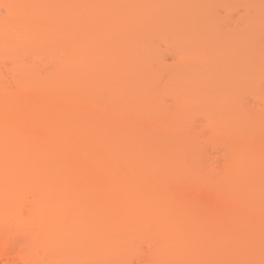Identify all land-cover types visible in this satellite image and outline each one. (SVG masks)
<instances>
[{"label": "rangeland", "instance_id": "obj_1", "mask_svg": "<svg viewBox=\"0 0 264 264\" xmlns=\"http://www.w3.org/2000/svg\"><path fill=\"white\" fill-rule=\"evenodd\" d=\"M18 1H20V0H18ZM36 1H40V0H23L24 4L26 2H30L33 4ZM54 1H56L55 3H57V4L59 3V2H57V0H53L52 3H54ZM58 1H61L62 3L60 2L58 5L56 4L57 6H55V7L53 6L54 11H56L55 9H59L62 4L65 5L66 8L69 7V5H68L69 0H66V1L58 0ZM85 1L87 2L89 0H84V3H86ZM92 1H95L94 2L95 4L97 3L98 8H100L101 3L104 4V2H105V0H92ZM127 1L128 2L123 3V4H122V2L117 3V7L119 9L133 10L135 8L133 5L136 4V0H127ZM149 1L150 2H145V4H147V6H149V7L144 8V9H143V7H141L142 10H141V8H140V10L138 8H135L138 10H133V11H130L131 13L126 14L128 19L130 20V22H129L130 30L127 33L126 39L117 43L118 48L116 49V52H118V55H117V53H115V54L117 55L116 57H118L119 54L121 57L119 56L120 57V58H118L119 60L117 58L115 59V62H113L115 65L113 64L112 68L108 67V65H107L106 67H104V66L95 67V69H91V68H89V66H87L86 69L84 70L85 72H83L84 75L82 74V71L77 72L75 74L77 77H75V75H73L71 77L72 81L75 80V85H73V86H77V87H74L76 90L69 83L68 86L70 87V89H69L70 93H68L69 92L68 91L67 94H69L71 97L70 96H68V97H70L74 101L79 100V99L83 100L86 96H88L85 98V100L88 99L87 101H89V99H90L91 102L95 103L94 105H96L95 106L96 111L95 110L91 111L92 113L94 112L95 115H96V113H97V115H99L100 111H103V110H106V113L109 110L110 111H112V110L118 111L117 108H113V106H115L114 104L116 103L115 99H117V103H116V105L118 104L117 107L120 110L123 109L122 113H126L127 112L126 110H128L129 114L130 115L132 114L131 117L134 114V117L136 116L135 117L136 122H135V119L133 117L131 119H132V121H134V123L132 121H130V123H131V125L133 123L134 127H136L137 129H141V131L136 130L139 133H137V134L134 133L135 136L134 135L131 136V132H132L131 128H133V127L129 126L130 125L128 122L129 120H127V121L126 120L116 121V122L108 121L111 123V127L113 126V127H115V129L116 128L120 129V130H117V132L118 131H120V132L118 133V135L116 134V136L119 137V135H122V136L124 135V140L122 141L121 145L124 144V141L129 143L130 140L127 141L128 138L125 137V135L128 136L127 133L130 134L129 135L130 139H132V137H136V138L139 137L140 138L143 135H145V136H143L141 138L145 137V139L146 138L148 139L147 134L149 132H151L150 134H148L151 137V138L149 137L150 139H153V137L156 135L157 137H154L155 141L151 140L149 142V140H150L149 139V140H147V143H143V144L139 143V145L137 144L138 141L135 142V144H136L135 149L136 150L132 149L133 153H131V151H130L131 156L136 151L137 155L139 153L142 154V156H146L147 154H149L148 156H146V157H149L151 154H153V150H156V147H158L157 148V157L159 156V158H157L156 156H155V158L159 163L158 164L156 163V165L152 163L149 168H152V166H153V169H149V171L153 170L154 172H156V174H159L160 176H168L169 178H171L173 176L174 179L171 178L170 180L173 183H176V184L178 183V186L180 185L179 188H181L182 190H184L186 192L194 193V195H197L199 197L198 202L200 201L199 202L200 208L207 205L206 207H207V209H209V207L211 205L210 203H212V200H214V197L216 198V195H217L219 200H220V203H221V207H220L221 208V210H220L221 214L219 215V213H218L219 211L218 210L216 211L217 212L216 214L219 215L220 217H218V219H216V222L213 221L214 224H211L213 226V228L210 227V225H207L209 227L210 232H212L213 237L209 236L211 233L209 235H207L208 233L205 232V230L207 229L206 227H204V226H206V225H204L206 223L205 222L203 224L204 230H202V234L204 231L206 233V235H204L205 234L204 233L203 235L202 234L199 235L200 237L197 236V238H199V240L197 238H194L195 240L184 242L182 249L179 252L180 253L179 255H176V256L168 255L167 257H152V253H153L152 249L154 246H152L148 241L147 242L149 244H147L146 240L144 239V240H141L140 242L137 241L138 243H135V246L133 247V249L131 248L130 251L128 249L123 250L117 257L102 258L105 255L104 252H106L107 248H109L108 244H110L112 242L113 237H110L109 235H106V236L102 235L101 236V232H96V231L94 232L92 230L93 233H91L90 229H87V230L85 229V231H83V234L80 235V237L82 236L80 238V239H82V240H80V242L82 243V249L86 250L88 252V254L93 255L94 258L96 257L95 258L96 260L95 259L92 260L93 257H91V258L90 257H87V258L86 257H84V258L79 257L78 260L77 259L75 260L78 262H75V261L72 262L71 256H69V254H67L68 252L71 251L68 249V248H70V245H71L70 241H68L69 236L66 235L67 233H69V232H66V230L68 228L62 227V226H64L63 224L66 223L65 221L67 219L64 220V223H62V221H60L57 218L56 213L58 212L57 210H59L60 207L58 205H55L54 200L55 199L57 200L58 197L56 198V196L55 197L52 196L54 194L58 195V196H60V194H61V196H63L61 189H56L52 186L56 190L55 191L54 189H52L50 187L51 181L48 183L47 180L46 181L43 180V181L39 182L38 180H34V179L31 180L30 179L26 183L27 179L25 180L24 177L23 178L18 177L21 174L20 172H19L20 174L14 173L11 175V173H13V172L10 173V171H5L6 173L1 172L4 174L0 173V189H1L0 192L2 190L3 191L6 190V193L7 194L9 193L8 195L14 194L18 200L20 198V200H19L20 203H17L18 201L15 199V197H13L12 200H10L11 198L9 199L10 200L9 203H8V199L6 198L7 203H8L7 204L6 200H5V196L2 193L3 195L0 194L1 195L0 198L2 196H4V197L1 198L2 200L0 199V211L6 212V210L8 209V211H12V213L16 214L18 211L17 209H20V208H18L19 204H20L19 207H22V208H21V210H19L21 212L18 211L19 213L16 214L17 216L19 215L17 217V219H14L15 217L14 218L10 217L9 214H8V216H5L6 218H8V220L10 219L12 221V222H9V224L11 223L10 225L4 226L1 223L3 225V227H5L6 229L8 228L7 233H4V234L8 236L9 240L12 239L14 243L13 242L11 243L12 240L8 241V238L3 234L4 237L3 238L1 237V239H0V256H1L0 257V264H21L22 261L25 263V260H26L25 264H35V262L38 264H47V263L48 264H51V263L56 264L59 261L60 262L57 264H62V263L63 264H73V263L74 264H264V209H263L264 208V104L261 101L262 99H264V0H154V1L149 0ZM43 2L50 4V0L49 1L44 0ZM73 2H76V1H72L70 3L71 4L70 7L72 6L73 9H74V7L76 8V7H78V5H80L82 3V2H79V4L77 5L78 2H76V4ZM89 2H87V3L89 4ZM20 4L21 3H19V5ZM145 4H143V5H145ZM84 5H86V4H84ZM139 6L140 5H138V7ZM155 6H156V9L158 10L156 12L157 13L156 16L153 13L154 11L152 10V8ZM20 8L22 9V8H24V6L20 5V7H18V9H20ZM69 8H67V11L70 10V12H68V13H73V12H71V10H73V9H69ZM83 9H84V7H82V5H80V7L77 8V10H79V11L81 10V11L78 13L74 12L72 15L70 14L71 19L69 18L68 19L69 21L67 20V22H64L62 20V18H59L61 16L58 17V15L56 13H59V11L58 12L56 11V13L53 12L54 16L53 15L52 16L54 17V20L52 21V17H51V19L49 20L50 21L49 23L50 24L53 23L54 25H49V26H51L49 28L52 29L51 32H49V33H50V35L52 33L53 36L55 34L60 35V37L63 36L62 38L64 41L61 42L62 43L61 46L65 47L64 49H66V47L71 46L70 42L73 41L72 38H74V37L76 39L75 40L76 42H77V40H79L80 44L85 43V46L90 48V49L88 48V51L90 52L89 57H90V59H92L93 54L98 52V50L100 48V44H101V43H99V45L97 46L98 48L94 52L93 48L95 46L93 44V41H91V39L93 38L92 36H95V33L102 30V28H104L103 25H105V26L107 25L110 28H112L113 24L117 23L116 20L117 19L119 20L120 18L112 16L108 19V21L104 19L105 20L104 22L101 21L102 17L100 18V16H98V18H94V19L91 18L92 20L90 19L91 20L90 23L87 22V24L89 23L88 24L89 26H87V31L85 32L87 34V36H85L83 34L84 38H82L83 40L81 41L79 39L81 36L80 33H78L79 36H76L74 33H76L78 30L80 31L82 26L86 25V24H84V22L86 21L85 19L87 16L85 13L82 12V11H84ZM118 11H120V10H118ZM2 12H4V11H2ZM83 15H85V16H83ZM105 18H107V17H105ZM111 19H112V21H111ZM56 21H58V22H56ZM113 21H115V22H113ZM81 24H82V26H81ZM90 24H92L91 25L92 28H91ZM26 25H23V27ZM78 25L81 26V28ZM88 28H91V29H88ZM75 30H77V31H75ZM58 31H60L59 32L60 34L58 33ZM67 31H71V32H67ZM64 34H66V35L64 36ZM88 34H90V35H88ZM69 35H71V36H69ZM66 36L70 37V38H67ZM60 37H58V38H60ZM100 37L104 38L106 41L105 42L103 39L104 47L107 46L106 44H108V48H109V43H111V42L108 40L111 39V38H109L110 36L108 37L107 35H103ZM89 40H90V42H89ZM67 41H69V42H67ZM76 42H74V43H76ZM88 42H89V44H88ZM58 43H60V42H58ZM77 44H79V43L77 42ZM90 44H92V45L90 46ZM110 46H111V44H110ZM82 47H83V49L87 48V47L84 48V46H82ZM40 48H41V46H40ZM47 48L45 47V50ZM43 49L44 48H42V50ZM35 50L40 51V49H38V48H36ZM45 50H43L44 53H45ZM85 50H87V49H85ZM100 51L101 50H99V52ZM106 51H105V53H106ZM42 53L40 54V52H39L38 54H40L42 56L40 58L41 59L40 62L43 63V60L45 58L43 56L44 54H42ZM101 53H103V51ZM126 53H128L126 55L128 57V59H129L128 55L132 56V57L130 56L129 61L127 59V62L124 59V54H126ZM184 55L188 56V58H190V56H191V59L189 60L187 57L184 59L183 58ZM192 57H194V58L192 59ZM94 58H95V56H94ZM90 59L87 58V64L89 63ZM99 59L101 61V56L99 57ZM132 59H133V61H132ZM3 60L6 61V65H5L4 61L0 62V88L3 89V91H4L3 93H6L5 95L7 96V94H9V92H10V94H12V92H15V91L17 92V86L13 85L14 83L12 82L13 78L15 81V77H14L15 74L13 76L11 75L12 70H11V62L9 63L10 60L9 61H8V59H3ZM117 61H118V63H117ZM1 63H3L4 66H2ZM42 63H40V64L36 63L34 65V73L36 76L38 75L39 81L45 80L46 77L50 78L49 72H52L54 70L52 64H44V63L42 64ZM124 63H125V65L127 64L126 68H125V65L123 66ZM95 64H100V63H95ZM45 65H47V66H45ZM119 65H121V67ZM114 70L117 74L114 72ZM106 71H107V74H106ZM87 72H90L91 74L89 73L90 75H87ZM92 72H94V73H92ZM101 72L103 74L108 75V76L101 74ZM48 73H49V75H48ZM113 74H114V76H113ZM39 75H41V76H39ZM80 75H82L83 78L80 77ZM85 75L87 77L88 76H90V77L87 78ZM109 76H111V78ZM77 79H79L78 81L80 82V84L77 81ZM81 79H83V80H81ZM81 82L82 83L84 82L83 83L84 85ZM76 83L79 85H76ZM59 84L60 83H57V86ZM55 85H54V89L56 90L57 87ZM80 85H82V86L80 87ZM101 85H102V88H101ZM3 93L1 94V92H0V95L4 96ZM32 93H33L32 91L29 93V96L33 95V97H31V98L29 97V100L31 101L33 98V100L31 101L32 102L31 104H33V106L36 107L38 110L41 107L40 113H43L46 110L47 111L51 110L49 108L48 109L45 108V110H44L43 107L46 105V103L44 102V105H43V103L39 102L40 103L39 104L38 101L34 100L35 94H32ZM117 95H118V97H117ZM177 95H180V96H177ZM90 96H92V97L90 98ZM112 96H114L116 98H113ZM184 96H185V99H184ZM211 98H213V99H211ZM179 99H182V100H179ZM210 99H211V101H210ZM216 100H218V101H216ZM200 103L203 106L200 105ZM232 103H233V105H232ZM112 104H113V106H111ZM181 105H182V107H181ZM198 105H199V107L200 106L201 107L199 108ZM223 105H226V106H223ZM46 106H48V105H46ZM11 107H12V105H8V104L5 106L6 109L7 108L11 109ZM49 107H50V105H49ZM152 107L154 108L155 111L151 110ZM53 108H57V107H53ZM63 108L64 109H62L61 107L58 108V109H60V110H58V109L56 110L58 112L53 110L52 115L57 114L59 116V114H61L62 117H64L65 112H66L67 115L65 116L66 118L65 117L64 118L67 119V116L69 117L68 114H71L70 108L67 107L66 108L67 110L65 109V107H63ZM189 108H190V110H189ZM205 108H206V110H205ZM137 109L140 111H138ZM149 109L151 110V111H149V116H150V113H151V115H154V114H156V115L158 114V115L148 117V110ZM192 109H193V112L191 111ZM211 109H212V111H211ZM63 110H64V112H61ZM132 111H134V112H132ZM217 111H219V112L221 111L220 112L221 114H219V112H217ZM223 111H224V113H223ZM228 111H229V114H228ZM91 112H90V114H91ZM119 112H121V111H119ZM137 112L140 113V114H138V115H140V117L137 116ZM141 112L144 113V118L142 117L143 113L141 114ZM212 112H215V113H212ZM94 113H93V115H94ZM145 113L147 115H145ZM225 113H227V114H225ZM63 114H64V116H63ZM72 114H74V113H72ZM129 114H128V116H130ZM218 114L220 115V117ZM71 115H70V117H71ZM93 115H89V117L91 118V116H93ZM97 115H96V117H98ZM225 115H226V117H225ZM72 116H74V118H75V115H72ZM214 116H215V118H214ZM228 116H229V118H228ZM49 117H50V113H49ZM55 117H57V116L55 115ZM53 118H52V121L55 122L56 118L54 119L55 121L53 120ZM90 118H89V120H90ZM220 118H221V120H220ZM41 119H42V121L39 120L38 123H40V124H38V125L41 127H43V126L45 127V125L47 124L46 123L47 121L44 124V120H43L44 118H41ZM58 119L54 123V125L56 124L57 126L61 127L62 126L61 124H57ZM60 119H61V117H60ZM65 119H63L64 122H65ZM75 119H77V118H75ZM93 119H92V121H93ZM141 119H143V122ZM52 121L50 122L51 125L53 124ZM60 121H62V119ZM160 121H162L163 123L162 122L160 123ZM209 121H210V123H208ZM64 122H60V123H64ZM74 122H75V120H74ZM105 122H106V120H105ZM144 122L150 124L149 128H148V124L146 125V123H145V125H144ZM204 122H206V123H204ZM211 122L213 125L210 127L209 125H211ZM238 122H239V124H238ZM241 122L244 125H242ZM67 123L65 122L66 125H67ZM92 123L88 124L89 127H85V128H87L88 132H86V130H81V132L87 133V134L85 133V135H87V137L89 136V138H87V139H90V137L92 136L91 139L92 138L93 139L92 140L90 139L88 141H90V143L93 146L98 141L96 143V145L99 146L100 150L101 149H103L105 151L107 150V152H109L108 150H110V152L114 151L115 147L112 146L111 147L112 150H111L107 146L109 144L106 145L108 147V148H106L105 142L108 140H106L105 142H101L102 145L98 144V143H100L102 138H104V137H101V135L108 136L107 134L110 131L109 130L108 131L103 130V128H105V127H103L101 124L100 125L97 124L98 127L102 126L101 129L97 128V129H95V131H93L92 127H95V126H92L93 125ZM118 123H122L125 125L128 124L127 126H129V128L128 127L124 128L123 126H125V125H120ZM136 123L139 125L140 128H138V126H136L137 125ZM229 123H230V127L228 126ZM142 124H143V127H141ZM204 124H206V125L208 124L207 126H209V127L208 128H207V126L205 127ZM54 125H52V126H54ZM118 125L120 126V128L118 127ZM160 125L162 127L164 125H167L168 128L166 126H164V128L162 129ZM57 126L54 128L53 127H51V128L53 130H55L56 128L58 129ZM73 126L74 125H72V127H68V128H73ZM105 126H107V123L105 124ZM158 126H160L159 129H156ZM216 126H218V127L220 126V127L216 128ZM239 127H240V129H239ZM63 128H64V126H62V129L61 128L60 129L63 130ZM78 128H79V126H78ZM85 128H83V129H85ZM121 128H122V130H121ZM142 128H144V129L142 130ZM146 128H148L147 130H150L153 128V129H156V131L158 130V132L151 130L147 133ZM212 128H213L214 132L216 129H218V131L220 133H216V135H215V133L213 131H211ZM214 128H216V129H214ZM231 128H232V130H230ZM236 128H237V130H236ZM166 129L167 130L170 129L169 131L171 133L168 131V133H170L169 138L164 137V135H166L167 132L164 133L163 131ZM207 129H209V131L211 133H209V131H207ZM220 129H221V131H220ZM66 130H68V129H66ZM78 130H80V128ZM161 130H163L162 136H160V138H158L159 135L161 134L160 133ZM239 130L242 133L239 134ZM136 131L134 130V132H136ZM176 131H177V133L178 132L179 133L178 134L176 133V135L175 134L171 135L172 133H174ZM237 131H238V134L236 133ZM95 132H97L99 135L94 134ZM103 132H105V133H103ZM106 132H107V134H106ZM144 132L146 134H144ZM154 133H156V134H154ZM163 133H164V135H163ZM223 133H226L228 136L226 134H223ZM78 134L79 133L76 134V138H74V140L69 144L70 148H72L75 145V143H77L78 141H79L78 143H80L82 141V139H83V137L81 136L82 134L81 135L80 134L78 135ZM217 134H218V136H217ZM241 134H242V136H241ZM77 135L79 136L78 138H77ZM85 135H83V136H85ZM151 135H153V137ZM219 135H220V139H221V137H223V139L219 140L218 139ZM109 136L111 137L112 135L109 134ZM214 136L218 137V138H215ZM112 137L109 139L110 140L113 139L112 141H114V138H112ZM228 137L231 139L227 140ZM241 137L243 139H241ZM80 138H81V140H80ZM161 138H163V139L165 138L164 142L162 141ZM75 139H79V140H75ZM145 139H144V142H146ZM156 139L159 141H162L163 143L161 145L159 143V145H160L159 146L157 143L159 141H157ZM116 140H117L116 141V143H117L118 138ZM141 140H143V139H141ZM166 140H167V142H165ZM92 141H93V143H92ZM134 141H136V139H134ZM243 141H245V143ZM126 142L124 145L127 144ZM103 143H104V145H103ZM108 143H110V142H108ZM119 143H120V141H119ZM237 143H241V144L238 145ZM242 143L244 145H246L247 147L245 148ZM96 145L94 146V148L98 149V146H96ZM117 145H118V143H117ZM93 146H92V148H93ZM103 146H104V148H102ZM232 146H234V147H232ZM239 146L241 147V149H243V148L247 149L248 148L249 150H247V151L251 150L250 151L251 153L249 152L250 154H248V157H247V159H249L248 162L250 164H247L245 166L246 169L244 167V168L235 170L234 171L235 173L228 172L226 174V172H227L226 171V165H227L226 162L228 161L229 156L227 158H225V157L228 155L227 153H229V155L231 153H233V149H234V153H236L237 150H238V152H240ZM117 147H119V146H117ZM241 151H243V150H241ZM159 153L161 155H159ZM134 156H136V155H134ZM138 156H141V155H138ZM138 156L131 158V160L136 159V161H135V163H136L139 160L138 158H140ZM164 157H166V159ZM155 158H153V161ZM169 158L173 159V161H169V162H171L173 164L172 168L174 170L169 169V168H171L172 164H169V165H171L170 167L166 163L164 165L169 167L168 169H169L170 173L175 171L171 174L168 172L167 167L162 165V162L160 163L161 159L163 161L164 159L167 160ZM134 160H133V163H134ZM157 161H155V162H157ZM154 167H155V169L156 168L157 169L154 170ZM189 173H193V176L195 174L196 177L193 178L195 183L191 179V174H189ZM237 173H239V174H237ZM186 175H188L190 177H188V176L186 177ZM237 176H238V178H237ZM224 178L226 179V181ZM19 179L20 180L22 179L24 181L22 182V180H21V182H20ZM24 182L26 185H23ZM39 184L42 185L41 186L42 190L45 191L48 189L50 192H52L50 196H52L55 199H52V197L50 198L49 195L47 196V193L45 191L48 199H50L54 203L51 205H53V206L55 205L58 207V208L55 207L56 208L55 211H57V212H53L55 214L52 213L54 218H56V220L53 217L49 216L50 220L54 221V223L50 220H48V221L44 220V223L50 225V227L52 224V228L55 225L58 226V228H60V229L55 235H57V234H63L64 235V238H62V240L64 241L63 243H61L62 242L61 239L60 240H58L59 238L55 239L54 235H53V239L51 238L52 241L54 243H56L54 245L58 246V249L56 246H54L56 248H54L52 246V249L54 250V252L48 248H47V250L44 248L45 252L47 254H49L50 260L48 259L49 256H47L46 253H42V252H44L43 251L44 249L41 250L43 244L44 245L48 244L47 243L48 238H46L44 236V239H45L44 240L41 237L43 232L39 231V234L41 233V236H40L41 238H40L39 235H37L38 229H37V231H35V228L40 226V225L35 223V225L30 224V226H28L29 225L28 223H30V222L26 218L28 216V214L34 213V212L33 213L31 212V211H33V209H31L32 207L30 206L31 204L29 205V201H31V203L33 201H36L37 203H39L38 198L35 197V194L37 193L35 190L38 188V190L41 191L40 188L38 187ZM19 185H20V187H19ZM181 185H183V186H181ZM31 189H34V191L30 192ZM208 190H209V192H208ZM230 191H231V193H230ZM33 192H36V193H33ZM53 192H55V193H53ZM222 192H223V194H222ZM232 192H234V193H232ZM196 193H198V194H196ZM228 193L230 195H228ZM175 194H174V196L178 195L177 193H175ZM199 194H201V195H199ZM206 194L209 196H207ZM248 195H250V196H248ZM42 196L46 197L44 195H42ZM10 197H12V196H10ZM40 197H41V195H40ZM221 197H223V198H221ZM228 197H231V198H228ZM223 199H224V201H223ZM41 201H40V203H41ZM59 201L60 200H57V204ZM44 202L46 204V203H48V200H46L44 198ZM61 202H63V200ZM226 202H227V207L228 206L229 207L234 206V208L230 207L231 209L233 208V211H234V209L237 210V212L242 210L243 211L242 215H240V217H237V218L233 217L234 221L231 218H229L234 214V212H232V210L229 208H227L228 210H226V206H225ZM42 203H43V201H42ZM224 203H225V205H224ZM253 203H254V206H253ZM5 204L8 207H6ZM15 204H17V209H16V207H15V209L11 208L12 206H15ZM60 204L61 203L59 202V205ZM200 204H202V205H200ZM51 205H49V203H48V207L52 208ZM32 206L35 207V205H32ZM35 208H37V207H35ZM35 208H34V210H35ZM247 208H249V209H247ZM29 209H31V211ZM42 210H44V209H42ZM225 210L229 211V212H226ZM244 211L246 214L244 213ZM246 211H248L249 213ZM210 212H209L210 214H208V216H207L208 218L210 217L209 215L212 216L214 213L213 210L212 211L210 210ZM254 212H256V213H254ZM179 213L180 214H177V216H180L182 214V212H179ZM229 213H230V215L231 214L232 215L230 216ZM39 214H41V213H39ZM42 214L45 215L43 212H42ZM59 214H60V212H59ZM236 214H239V213H236ZM20 215H21V217H20ZM55 215H56V217H55ZM60 215H63V214H60ZM221 215H223V216H221ZM65 216L67 217V214ZM65 216L63 215V217H65ZM246 216H248L249 218ZM60 217L62 218V216H60ZM214 217L217 218V216H215V215H214ZM34 218H36V216ZM25 219L28 221V223H26L27 221ZM57 219H58V221H57ZM212 219H215V218H213V216H212ZM210 221L211 220H209L206 224H210L211 223ZM227 221L230 224H228ZM231 221L235 222L234 223L235 225L232 224L233 222H231ZM33 222H36V221H33ZM3 223H4V221H3ZM17 223H18V226H15ZM21 223H22V225H21ZM24 223H26V226L24 225ZM39 224H42L41 219H40ZM215 224L217 225V227H219V228L221 227V229H219L215 226L218 229V231L219 230H221V231L218 232L217 230H213V229H216L214 227ZM218 224H220L221 226ZM225 225H227L226 226L227 229L225 228ZM228 225H230V226L234 225V226L230 228V227H228ZM189 227H191V226L189 225ZM17 228H18V230H17ZM26 228H28V229H26ZM31 228H33V229H31ZM52 228H49L48 229L49 234L47 233L50 237H52V233H51L52 230H53V232L55 231L54 228L53 229ZM61 228H66V229L62 230ZM39 229L41 230V227ZM20 230L23 232L21 233ZM29 230L35 231L37 237H35L33 235V234H35V232L33 234L31 233L32 234V236H31ZM50 230H51V232H49ZM189 230H188V232L190 233L191 230L190 231ZM209 230H206V231L209 232ZM223 230H226L227 232L226 231L224 232ZM0 231L1 232L3 231L2 228ZM8 231H9V233H8ZM28 231H29V233L27 234ZM193 231H195V229ZM214 231H217L216 234ZM18 233L24 238L22 239ZM80 233L81 232H79V234ZM198 233H199V231H198ZM47 234H46V236H47ZM12 235L14 236V238H12ZM33 237H34V240H33ZM57 237H58V235H57ZM29 238L31 240H29ZM210 238H211V240H210ZM212 238H214L215 240H212ZM3 239H7V240H4L5 241L4 242ZM15 239H16V241H15ZM40 239H42L44 241V242L42 241L43 244H42V246H40L41 251L38 249L39 248L38 245H40V243H41ZM49 239H48V241H49ZM196 239H197V241H196ZM25 240H26V243H25ZM221 240H223V241H221ZM35 241H37V242L35 243ZM38 241H40V243H38ZM45 241H46V243H45ZM59 241H61L60 242L61 244H64L65 242H67L68 245L66 244L65 246L64 245L59 246L60 245V244H58ZM28 242L30 245L32 244L31 246H29L30 251L28 252L31 255L26 254L27 253L26 250L28 248V247L26 248V246H27ZM4 243H6L7 245H5ZM17 243L21 244L23 246H20V245L17 246ZM10 246H12V247H10ZM22 247H23V249H22ZM50 247H51V245H50ZM61 247H63V248H61ZM66 247H68V248H66ZM25 248H26V250H25ZM59 248H60V250L64 249V251H61L64 253H59L60 252ZM37 249H38V251H37ZM9 250H11V253H9ZM34 250H36V253L34 252ZM56 250L59 252H57ZM66 250L68 252H65ZM21 252L22 253L24 252L25 254H22ZM15 253H16V255H15ZM42 254H44L43 257H42ZM56 254H59V256L63 255V257L60 258ZM34 255L38 256L39 258L34 257ZM180 255H182V256L179 257ZM11 256H14V258ZM52 257L54 259H52ZM18 258H19V260H18ZM23 258H24V260H23ZM34 258H37L36 260L38 262L36 260H34ZM65 258H67L68 261ZM89 258H90V260L87 261V259H89ZM155 259H156V261H155Z\"/></svg>", "mask_w": 264, "mask_h": 264}, {"label": "bare ground", "instance_id": "obj_2", "mask_svg": "<svg viewBox=\"0 0 264 264\" xmlns=\"http://www.w3.org/2000/svg\"><path fill=\"white\" fill-rule=\"evenodd\" d=\"M20 1H18V0H0V62L4 61L3 59H8V61L10 60L9 63L11 62V70H12L11 71L12 73L11 72L10 73L12 76L15 74L14 75L15 81L13 78L12 82L14 83L13 85L17 86V92L16 91L12 92V94H10V92H9V94H7V96L5 95L6 93H3L4 92L3 89L0 88L1 94L2 93L4 94V96L0 95V173L1 172L6 173L5 171H10V173L13 172V173H11V175H12L14 173L17 174L20 172L21 174L19 173L20 176H18V177H21V178L24 177L25 180L27 179L26 183L30 179L31 180H33V179L38 180L39 182L43 181V180L44 181L47 180L48 183L51 181L50 187L52 189H54V188L61 189L63 196H61V194H60V196L55 195V194L52 195L53 197L56 196V198L57 197L59 198V199L57 198V200H60L59 201L61 203L60 205H59V202L57 204V200L55 198L50 196L52 192H50L48 189L47 190L49 192L47 190H45L47 193V196L49 195L50 198L52 197V199H55L54 200L55 205H58L60 207L59 210H57L58 212L55 211L56 208H58V207L55 205L54 206L51 205L54 203L50 199H48L45 191L41 189L42 185H40V184H39V186L38 185L37 186L40 188V190L42 192L39 191L38 188L35 190L37 193L33 192V193H36L35 197L38 198L39 203H37L36 201H33L34 203L32 202L33 203L32 204L31 201H29V205L31 204L30 206L32 207L31 209H33V211H31V209H29V210L32 213L33 212L34 213L28 214V216L26 218L29 220L30 223H28V221L25 219L27 221L26 223L29 224L28 226H30V224L35 225V223L40 225L38 227L39 228L41 227V230L38 227L35 228V231H37V229H38L37 235H39V237L41 236V233L39 234V231H40V232H43L42 236H41L43 239H44V236L48 239L50 238L49 241L47 239L48 244H45L46 246L43 244L44 241L42 239H40L41 243H40V241H38V243H40V245H38L39 246L38 249L40 250V248H41L40 246H42V244H43L41 250H43L44 248L47 250V248H48L54 252V250L52 249V246L53 247L56 246V245H54L56 243H54L52 241L53 235H54L55 239H58V238H59L58 240L61 239L62 242L61 241H59V243L57 242L58 244H60L59 246H62V245L65 246L67 244V242H65L64 244H61L64 242L62 240V238H64L63 234H57L58 237H57V235H55L60 229V228H58V226L55 225L53 227L55 230L53 232L52 224L50 227V225L44 223V220L48 221V220H50V217L54 218L53 214H55V213H53V212H57L56 213L57 218L60 221H62V223H64V220L67 219L65 221L66 223H64L63 224L64 226H62V227L68 228L66 230V232H69V233H67L66 235L69 236L68 241H70L71 245H70V248H68V247H66V248H68L71 251L68 252L66 250L65 252H68L67 254H69V256H71L72 262H74L76 259L78 260L79 257H83V258L84 257H86V258L87 257H90V258L93 257L92 260H94L96 258V257L94 258L93 255L88 254V252L86 250L82 249V243L80 242V240H82V239H80L82 236L80 237V235L83 234V231H85V229L86 230L90 229L91 233H93V231L94 232L95 231L101 232V236L102 235H104V236L109 235L110 237H113L112 242L110 244H108L109 248H107V251L104 252L105 255L102 258L117 257L123 250L128 249L130 251V249L131 248L133 249V247L135 246V243H138L144 239L146 240L147 244L150 243L152 246H154L152 249V252H153L152 257H167L168 255H171V256L179 255L180 254L179 252L181 251L184 242L195 240L194 238H197V236L200 237L199 235H201L202 230H204L203 224L205 222L207 223L209 220H211L210 221L211 223L209 222L210 224H206V223L204 224V225H206V226H204L207 228V229L205 228L206 230H209V227L207 225H210V227L213 228V226L211 224H214V222H216V219H218V217H220L219 215L221 214V211H220L221 210V208H220L221 203H220L218 196L215 194L216 198L214 197V200H212V203L209 202L211 204L209 209H207V207H206L207 205L200 208V206H199L200 201L198 202L199 197L197 195H194V193L186 192V191L182 190L181 188H179L180 185L178 186V183L177 184L173 183L170 180L171 178H173V176L172 177L170 176L171 178H169L168 176H160L159 174H156V172H154L153 170L149 171V169H153V166H152V168H149L152 163L155 165H156V163L157 164L159 163L155 158V156L157 157V148L158 147H156V150H153L154 155L151 154L150 155L151 157L150 156L146 157L149 154H147L146 156H142V154H140L139 152H138L139 153L138 155H141V156H138L136 151L131 156V153H133L132 149H135V146H136L135 142L138 141L137 142L138 145H139V143L140 144L147 143V140H149L151 138L148 135L151 133L149 131L152 130V131L158 132V130L156 131V129H159V127L161 125L158 126L156 129L152 128L150 130H147L149 128L150 124L144 122V125H145V123H146V125L148 124V128H146L147 133L149 132L147 134L148 139L147 138L145 139V137L141 138L145 135L141 136L140 138L139 137L138 138L132 137V139H130V137H129L130 134L127 133L128 136L125 135V137L128 138L127 141H129V140L130 141H129V143L124 141V144H125V142L127 144L121 145L122 141L124 140V135L123 136L119 135V137L116 136V134L118 135V133L120 132V131L117 132V130H120V129H118V128L115 129V127H113V126L111 127L110 122L129 120L128 121L130 124L129 126L133 127V128H131V130H132L131 136H132V135H134V133H136V134L139 133V132H137L138 130L141 131V129H137L133 125L134 121H132L131 118L134 117V114L131 117L132 114L130 115L128 110H126L127 112L125 111L126 113H122L123 109L120 110L117 107V105H118V104L116 105L117 99H115V101H116V103L114 102L115 106H113V104L111 106H113V108H117L118 111L117 110H112V111L109 110L106 113V110H103V111H100L99 115H97V113H96V115L98 116V117H96L95 113L93 112L94 113V115H93V113L91 112V111L95 110L96 105H94L95 103H92L90 99H89V101H87L88 99L85 100V98L88 96H86L83 100L79 99V100L74 101L73 99L70 98L71 96L69 94H67V92L70 89L68 84L70 83L72 86L75 85V80L72 81L71 77L79 71H82V74H83V72H85L84 70L86 69L87 66H89V68H91V69H95V67H101V66L106 67L107 65H108V67L112 68V66L114 64L113 62H115V59L116 58L118 59L121 57L120 54H119L120 57L119 56L116 57L118 55V52H116V49L118 48L117 43L126 39L127 33L130 30V24H129L130 20L128 19L126 14L131 13L130 11H133V10H138V9L140 10L141 7H143V9L149 7V6H147V4H145V2H150V1L149 0H136V4L133 6L135 8H138V9L134 8L133 10H127V9L125 10V9H119L117 7V3L122 2V4H123V3L128 2L127 0H105L106 3L105 2H104V4L101 3L100 8H98L97 3L95 4L94 3L95 1H92V0L91 1L89 0L90 2L87 1V2H89L90 5L86 1H85L86 3H84V0H79V1L78 0H69V2H68L69 7H70V5H71L70 3L72 1L78 2L77 5L79 4V2H82L80 4V5H82V7H84V9H83L84 11H82V12L85 13L87 16L86 19L84 18L86 20L85 21L86 23L84 22V24H86V25L82 26V24H81L82 28H81V26L78 25L82 30L80 28H79L80 31L78 30L79 32L77 30H75V31H77L76 32L77 34L80 33L81 36H80V38L79 37L78 38L81 41L83 40L82 38H84V35L87 36V34L85 32L87 31V26H89L88 24L90 23V21L92 19L98 18V16H100V18L102 17L101 21L104 22L105 20L108 21V19L112 16L120 18L119 20L118 19L116 20L117 25L115 23L113 24L114 27L112 26V28H110L107 25L106 26L103 25L104 28H102V30H100L97 33L94 32L95 36H92L93 38L91 39V41H93L94 46L96 47V48L95 47L93 48L94 52L98 48L97 46L99 45V43H101L100 48H99V50H101V51L99 52V50H98V52L94 53L95 55L93 54L92 59H90V57H89V55H90V52L88 51L89 47L85 46V43L80 44V41L77 40V42L79 43V44H77V42L75 41L76 40L75 37L74 38L71 37L73 40L72 42H70L71 46L66 47V49H64L65 47L61 46L62 45L61 42L64 41L62 38L63 36L60 37V35H57V34H55L53 36L52 33H51V35L49 33L52 30L51 28H49V27H51L49 25H54L53 23L52 24L49 23L50 22L49 20L51 19V17H52V21L54 20V17H53L54 13L53 12L56 13V11L57 12L59 11V13H56L58 15V17L61 16L59 18H62V20L64 22H67V20L69 18L71 19L70 16L74 12L78 13L81 11V10L80 11L77 10V8H79L80 5H78V7H76V8L74 7V9L72 6L70 8L67 7L69 9H73V10H71V12H73V13H68V12H70V10L67 11L66 6L63 4L61 5V7L59 9H55L56 11L53 10V8L61 2L58 0H57V2H59L58 4L55 3L56 1H54V3H55L54 4V3H52L53 0H50L51 5L49 3H44L43 2L44 0L36 1L33 4L30 2H26L27 4L26 3L24 4L25 1L24 2H23V0H20ZM64 1H66V0H64ZM152 1H154V0H152ZM18 2L21 3L20 5L21 6L23 5L24 8L18 9V7H20ZM76 2H73V3L76 4ZM84 4H86V5H84ZM143 4H145L146 6ZM138 5H140V6L138 7ZM118 10H120V11H118ZM141 10H142V8H141ZM152 10L154 11V12L152 11L154 13V15L156 16L157 15L156 12L158 11L156 9V6L153 7ZM2 11H4V12H2ZM83 16H85V15H83ZM104 16L107 18H105ZM112 19H111V21H112ZM56 22H58V21H56ZM87 22H89V23L87 24ZM113 22H115V21H113ZM23 25H26V26L23 27ZM91 25L92 24H90V26ZM91 28H92V26H91ZM91 28H88V29H91ZM59 32L60 31H58V33ZM67 32H71V31H67ZM76 33H74V34L76 36H79V34L77 35ZM65 35L66 34H64V36ZM88 35H90V34H88ZM99 35L100 36L107 35L108 37L110 36L109 38H111V39L108 40L111 42V43H109V48H108V44H106L107 46L104 47L105 39L100 37ZM69 36H71V35H69ZM58 37H60V38H58ZM67 38H70V37H67ZM103 39H104V41H103ZM58 42H60V43H58ZM67 42H69V41H67ZM74 42H76V43H74ZM89 42H90V40H89ZM89 42H88V44H89ZM110 44H111V46H110ZM91 45L92 44H90V46ZM40 46H41V48H40ZM82 46H84V48L87 47V48H85L87 50L83 49ZM45 47L46 48L48 47L49 49L47 48L46 49L47 51H46ZM36 48L40 49V51L35 50ZM42 48H44L43 50H45V53L42 50ZM102 51L104 54L101 53ZM105 51H106V53H105ZM39 52H40V54L42 52H43L42 54H44L43 56L45 59L43 60V63L44 64H52L53 69H54V70L52 69L53 71L51 70L52 72H49L51 76L48 73L50 78L46 77L45 80H41V81H39L38 75L36 76L34 73V65L36 63H39V64L42 63V62H40L41 61L40 58L42 56L40 54H38ZM115 53H117V55ZM127 54L128 53L124 54V59L126 60V62L128 59V57L126 56ZM94 56H95V58H94ZM100 56H101V61L99 59ZM128 56H129V59H128V61H129L131 55H128ZM184 56H183L184 59L186 57L188 58V56H186V55H184ZM87 58L90 59L88 64H87ZM193 58L194 57H192V59ZM188 59L190 60L191 56ZM132 61H133V59H132ZM4 62L6 65V61H4ZM95 63H100V64H95ZM117 63H118V61H117ZM1 65L4 66L3 63H1ZM124 65H125V63L123 64V66ZM126 65H125V68H126ZM45 66H47V65H45ZM119 66L121 67V65H119ZM114 72H115V70H114ZM89 73L90 72H87V75L91 74V73L90 74ZM92 73H94V72H92ZM101 74H103V73L101 72ZM106 74H107V71H106ZM106 74H103V75H106ZM39 76H41V75H39ZM106 76H108V75H106ZM113 76H114V74H113ZM75 77H77V76L75 75ZM80 77H82V75H80ZM88 77H90V76H88ZM109 77L111 78V76H109ZM78 80L79 79H77V81ZM81 80H83V79H81ZM57 83H60V84L57 86ZM79 84H80V82H79ZM79 84L76 83V85H79ZM54 85L57 87L56 90L54 89ZM81 86L82 85H80V87ZM74 87H77V86H73V88ZM101 88H102V85H101ZM31 91L33 92L32 94H35L34 100L38 101V103L39 102L43 103V105L45 102L46 105H48V106L45 105L46 107L45 106L43 107L44 110H45V108L46 109L49 108V109H51L50 110L51 112L46 110L45 112L40 113L41 107L38 110L36 107L33 106V104H31L32 103L31 101L33 100V98L31 101L29 100V97L30 98L33 97V95L29 96V93ZM68 93H70V91ZM68 96H70V97H68ZM177 96H180V95H177ZM91 97L92 96H90V98ZM112 97L116 98L114 96H112ZM117 97H118V95H117ZM184 99H185V96H184ZM211 99H213V98H211ZM211 99H210V101H211ZM179 100H182V99H179ZM216 101H218V100H216ZM261 101L264 104V99H262ZM7 104L12 105L11 109L5 108V106ZM49 105H50V107H49ZM200 105H202V104L200 103ZM232 105H233V103H232ZM223 106H226V105H223ZM53 107H57V108H53ZM60 107L62 109H64L63 107H65V109L67 107H69L71 114L74 113L72 115H75V118H77L78 120L75 119L74 116H72L71 114H68L69 117L67 116V119H65L66 118L65 116L67 115L66 112H65V116L63 114V116L65 118L62 117L61 114H59V116L57 114L52 115V111L53 110L56 111ZM181 107H182V105H181ZM198 107H199V105H198ZM206 108H205V110H206ZM193 109L191 110L192 112H193ZM58 110H60V109H58ZM151 110L153 111L154 108L152 107ZM151 110L150 109L148 110V117L156 115V114L151 115V113H150V116H149V111H151ZM189 110H190V108H189ZM119 111H121V112H119ZM138 111H140V110H138ZM211 111H212V109H211ZM56 112H58V111H56ZM61 112H64V110ZM90 112H91V114H90ZM132 112H134V111H132ZM217 112H219V111H217ZM220 112H219V114H221ZM49 113H50L51 118L49 117ZM142 113L143 112H141V114ZM212 113H215V112H212ZM223 113H224V111H223ZM128 114L130 116H128ZM138 114H140V113L137 112V116L140 117V115H138ZM225 114H227V113H225ZM228 114H229V111H228ZM55 115L59 119L61 117L62 121H60L61 119L59 120L57 117H55ZM70 115H71V117H70ZM89 115H93V116H91V118H90ZM145 115H147V114L145 113ZM135 117H134V119L136 122ZM142 117L144 118V113H143ZM219 117H220V115H219ZM225 117H226V115H225ZM41 118H44L43 119L44 124L47 121L46 122L47 124L45 125V127L44 126L41 127L38 125V124H40V123H38L39 120L42 121ZM52 118H53V120L56 118V121L58 119V122L59 121L64 122L63 119H65V122L66 123L68 122V123L66 125L65 122L64 123H60V122L58 123L57 122V124H61L62 126H64L63 130H61L62 126L59 127L56 124L54 125V123L56 121L54 120L55 122H53ZM89 118H90V120H89ZM214 118H215V116H214ZM228 118H229V116H228ZM92 119H93V121H92ZM74 120H75V122H74ZM105 120H106V122H105ZM141 120L143 122V119H141ZM220 120H221V118H220ZM51 121L53 122L52 125H54V126H52L50 124ZM108 121H110V122H108ZM130 121L133 122L132 125H131ZM88 122L90 124L92 123L93 124L92 126H95V127L91 126L93 128V131H95V129H97V128L101 129V127L103 126V127H105V128H103V130H105V131L109 130L111 132V133L108 132V134L106 132V134L108 136L101 135V137H104V138H102V140L98 144H101V142H105L106 140H108L105 142V146L107 144H109L110 146L109 145H107V146L111 150H112L111 147L114 146L115 147L114 151L110 152V150H108L110 152L109 153V152H107V150L106 151L103 149L100 150L99 146L96 145V143L98 141L95 143V145L98 146V149L94 148L95 145L93 146L90 143V141H88L91 139L92 136L90 137V139H87V138H89V136L87 137V135H85V133L88 132L87 128H85V127H89ZM161 122L162 121H160V123ZM106 123H107V126H105ZM204 123H206V122H204ZM208 123H210V121ZM97 124H99V125L101 124L102 126L98 127ZM118 124L125 125L122 123H118ZM238 124H239V122H238ZM72 125H74L73 128H68V127H72ZM127 125H125L123 127L129 128V126H127ZM207 125L204 124L205 127ZM212 125L213 124L211 122V125H209V126L211 127ZM242 125H244V124L242 123ZM56 126L58 127L59 130L57 128L55 130H53L51 128V127L54 128ZM78 126H79L80 130H78L79 129ZM136 126H138V128H140L138 124ZM164 126H166L168 128L167 125H164ZM164 126L163 127L161 126V128L163 129ZM209 126H207V128ZM228 126L230 127V123ZM82 127L85 129H83ZM118 127L120 128L119 125H118ZM141 127H143V124L141 125ZM217 127L218 126H216V128ZM240 127H239V129H240ZM65 128L68 130H66ZM216 128H214V129H216ZM143 129L144 128H142V130ZM81 130H86V132L85 133L81 132ZM121 130H122V128H121ZM134 130L135 131L137 130V131L134 132ZM169 130L170 129H168V130L166 129L164 131L161 130L160 131L161 134L159 133L160 135L158 138H160V136H162V131L164 133H166V132L168 133ZM230 130H232V128ZM236 130H237V128H236ZM207 131H209V129H207ZM211 131L214 132L213 128ZM220 131H221V129H220ZM145 132H144V134H146ZM77 133H79L80 135L82 134L81 136L83 137L84 140L82 139V141L80 143H78L79 142L78 141L77 143H75V145L72 148H70L69 144L74 140V138H76ZM103 133H105V132H103ZM164 133H163V135H164ZM167 133H166V135H164V137L169 138L170 137L169 134L171 132L168 134ZM176 133H177V131L172 133L171 135H174V134L176 135ZM209 133H211V132L209 131ZM214 133L216 135V133H220V132L218 131V129H216ZM236 133L238 134V131ZM240 133H242V132H240V130H239V134ZM94 134H98V133L95 132ZM109 134H111L113 136V137L112 136L111 137L114 138V141H112L113 139L112 140L109 139V138H111L109 136ZM154 134H156V133H154ZM223 134H226V133H223ZM78 135H77V138L79 137ZM83 135H85V136H83ZM220 135H219V138L215 137V136L214 137L221 140V139H223V137H221V139H220ZM151 136L153 137V135H151ZM217 136H218V134H217ZM241 136H242V134H241ZM154 137H157V136L155 135ZM154 137H153V139H150L149 142L151 140L155 141ZM229 137L227 140L231 139ZM117 138H118V142H117L118 145L116 143ZM134 139H136V141H134ZM141 139H143V140H141ZM144 139L146 140V142H144ZM161 139L164 142L165 138L164 139L161 138ZM241 139H243V138L241 137ZM75 140H79V139H75ZM80 140H81V138H80ZM119 141H120V143H119ZM157 141H159V140H157ZM162 141L157 142L158 145H159V143L161 145L163 143ZM108 142H110V143H108ZM165 142H167V140ZM243 142L245 143V141H243ZM92 143H93V141H92ZM237 144L239 145L241 143H237ZM103 145H104V143H103ZM92 146L94 149L92 148ZM107 146H106V148H108ZM117 146H119V147H117ZM243 146L245 148L247 147L244 144H243ZM232 147H234V146H232ZM102 148H104V146ZM240 149H241V147H240ZM240 149H239L240 152H238V150H237L238 153L237 152L234 153V149H233V153H231L230 155H229V153H227L228 155L225 158H227L228 156H229V158H228L227 162L225 161L227 163L226 174L228 172L235 173L234 172L235 170L244 168L247 164H250L248 162L249 159H247V157H248V154L251 153L250 152L251 150L247 151V150H249L248 148L247 149L243 148V149H241L243 151H241ZM130 151H131V153H130ZM134 155L140 157V158H138L139 160L136 163H135L136 159L131 160V158L136 157ZM159 155H161V154L159 153ZM153 158H155L154 161H153ZM157 158H159V156ZM164 158L166 159V157H164ZM165 159L163 161L161 159L160 163L162 162V165H164L165 163L168 165L172 164L169 161H173V159H171V158H169L167 160H165ZM133 160H134V163H133ZM155 161H157V162H155ZM164 166L167 167L166 165H164ZM170 166L171 165H169V167ZM169 167H167V169ZM172 167H173V164H172L171 168H169V169L172 170L173 169ZM156 169L154 167V170H156ZM169 169H168V172L170 173ZM245 169H246V167H245ZM173 172H175V171H173ZM173 172H171V173H173ZM4 173H1V174H4ZM189 174H191L192 180H193V178L196 177L195 174L193 176V173H189ZM237 174H239V173H237ZM187 176L188 175H186V177ZM188 177H190V176H188ZM237 178H238V176H237ZM21 180H20V182H21ZM23 181L24 180H22V182ZM225 181H226V179H225ZM193 182H194V180H193ZM23 185H26L25 182L23 183ZM181 186H183V185H181ZM19 187H20V185H19ZM2 191L0 192V194L1 195L4 194L6 203H7V199H8V203H9V201L12 200L13 197H15L14 194L8 195L9 193L7 194L6 190H4L3 192ZM31 191H34V189H31L30 192ZM208 192H209V190H208ZM53 193H55V192H53ZM175 193H177L178 195L174 196ZM198 193H196V194H198ZM230 193H231V191H230ZM232 193H234V192H232ZM222 194H223V192H222ZM40 195H41V197H40ZM42 195H44L46 197H43ZM199 195H201V194H199ZM228 195H230V194L228 193ZM4 196H2V197H4ZM10 196H12V197H10ZM207 196H209V195H207ZM248 196H250V195H248ZM44 198L46 200H48V203H49V205L52 206V208L48 207V203L45 204ZM221 198H223V197H221ZM228 198H231V197H228ZM15 199L18 201L17 203H20V201H19L20 198L18 200L15 197ZM41 200L43 201V203ZM62 200H63V202H61ZM40 201H41V203H40ZM223 201H224V199H223ZM32 205H35V207H37V208H35ZM200 205H202V204H200ZM224 205H225V203H224ZM5 206H6V204H5ZM19 206H20V204L18 205V208H20V209H17V204H15V206H12L11 208L15 209V207H16V209L19 211L22 208ZM225 206H226V210H228L227 208L231 209L230 207L234 208V206H230V207L228 206L227 207V202H226ZM253 206H254V203H253ZM6 207H8V206H6ZM33 207L35 208V210ZM233 208L231 210H232V212H234V214L233 215L231 214L232 215L231 216L229 213V215L231 216L229 218H231L234 221L233 217H236V218L240 217V215H242L243 211L240 210L237 212V210H235V209L233 211ZM42 209H44V210H42ZM247 209H249V208H247ZM210 210L214 211L212 216L215 219H212L211 215H209L210 216L209 218L207 217L208 214L211 213ZM217 210L219 211L218 212L219 215L216 214ZM18 211H17V213L21 212V211H19V212ZM41 211L45 215H43ZM6 212L0 211V230L2 228V230L4 231V232L2 231L3 233L0 231L1 232L0 233V239H1V237L2 238L4 237V235H5L4 233H7V230H8V228L6 229L5 227H3V225L8 226L11 224V223L9 224V222H12L10 219L8 220V218H6L5 216H8V214H9L10 217H12V218L15 217L14 219H17V217L19 216V215L18 216L16 215L17 213L15 214V213H12V211H8V209L6 210ZM59 212H60V214H63L64 216L67 214V217L66 216L63 217V215H60ZM179 212H182V214L180 216H177V214H180ZM226 212H229V211H226ZM246 212H248V211H246ZM39 213H41V214H39ZM236 213H239V214H236ZM244 213H245V211H244ZM254 213H256V212H254ZM58 214L60 216H62V218ZM214 215L217 216V218L214 217ZM35 216H36V218H34ZM221 216H223V215H221ZM20 217H21V215H20ZM55 217H56V215H55ZM246 217H248V216H246ZM39 218L42 220V224H39V222H40ZM54 219L56 220V218H54ZM58 219H57V221H58ZM3 221H4V223H3ZM33 221H36V222H33ZM50 221H52V220H50ZM233 221H231V222H233ZM52 222L54 223V221H52ZM26 223H24L25 226H26ZM234 223L235 222H233L232 224H234ZM228 224H230V223L228 222ZM21 225H22V223H21ZM189 225L191 227H189ZM218 225H220V224H218ZM15 226H18V223ZM215 226L217 227L216 224L214 225V227ZM226 226L227 225H225V228L227 229ZM233 226L228 225V227H230V228ZM49 228H52L51 229L52 232H51V230L49 231L52 233V237H50L48 235L49 234L48 233ZM217 228H219V227H217ZM217 228L213 229V230L218 231ZM26 229H28V228H26ZM31 229H33V228H31ZM61 229L64 230L66 228H61ZM192 229L193 230L195 229L196 232L193 231ZM219 229H221V227ZM17 230H18V228H17ZM188 230L190 231V233L188 232ZM206 230H205V232L208 233L207 235H209L211 233L209 236L213 237L212 232H210V230H209V232H207ZM9 231H8V233H9ZM29 231H30L31 236L35 232V231H31V230H29ZM29 231L27 232V234L29 233ZM198 231H199V233H198ZM217 231H214L215 234ZM219 231H221V230H219ZM223 231L225 232L226 230H223ZM22 232L23 231H21V233ZM79 232H81V233L79 234ZM205 232L203 231V234ZM206 233L204 235H206ZM46 234L48 237L46 236ZM33 235L35 237H37L36 232ZM5 236L8 238L7 235H5ZM19 236H21V235L19 234ZM12 238H14L13 235H12ZM21 238L23 239L24 237L21 236ZM214 238H212V240H215ZM197 239L199 240V238H197ZM197 239H196V241H197ZM4 240H7V239H3V241ZM10 240H12V239H10ZM10 240L8 238V241H10ZM29 240H31V239L29 238ZM33 240H34V237H33ZM210 240H211V238H210ZM15 241H16V239H15ZM221 241H223V240H221ZM12 242H13V240L11 241V243ZM36 242L37 241H35V243ZM6 243H4V244L7 245ZM25 243H26V240H25ZM45 243H46V241H45ZM28 244H29V242L27 243V246H26V248L28 247L27 250L25 248V250L27 252L26 254H30V253H28L30 251L29 246L32 245V244L31 245L30 244L28 245ZM19 245L23 246V245L17 243V246H19ZM50 245H51V247H50ZM12 246H10V247H12ZM56 247L58 249V246H56ZM56 247H54V248H56ZM61 248H63V247H61ZM22 249H23V247H22ZM38 249H37V251H38ZM45 249L43 250L44 252H42V253H46ZM59 250H60V248H59ZM61 251H64V249L63 250L61 249L60 252L59 251H57V252L64 253ZM34 252L36 253V250H34ZM9 253H11V250H9ZM22 254H25V253L23 252ZM15 255H16V253H15ZM43 255L44 254H42V257H43ZM46 255L49 256V254H47V253H46ZM56 255L59 256V254H56ZM181 256L182 255H180L179 257H181ZM11 257L14 258V256H11ZM34 257L39 258L38 256H35V255H34ZM59 257L62 258L63 255L59 256ZM19 258H18V260H19ZM24 258H23V260H24ZM37 258H34V260H36ZM90 258L87 259V261L90 260ZM48 259L50 260V256ZM52 259H54V258L52 257ZM65 259L67 260V258H65ZM155 261H156V259H155ZM59 262H57V263H59ZM75 262H78V261H75ZM23 263L24 262L22 261L21 264H23ZM25 263H26V260H25ZM35 264H38V263L35 262ZM51 264H53V263H51Z\"/></svg>", "mask_w": 264, "mask_h": 264}]
</instances>
